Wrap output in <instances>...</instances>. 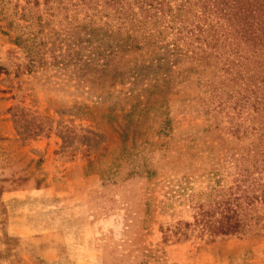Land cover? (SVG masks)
Returning a JSON list of instances; mask_svg holds the SVG:
<instances>
[{
    "label": "rangeland",
    "instance_id": "rangeland-1",
    "mask_svg": "<svg viewBox=\"0 0 264 264\" xmlns=\"http://www.w3.org/2000/svg\"><path fill=\"white\" fill-rule=\"evenodd\" d=\"M110 2L0 0V264H264V204L243 234L175 235L264 143L168 24Z\"/></svg>",
    "mask_w": 264,
    "mask_h": 264
},
{
    "label": "trees",
    "instance_id": "trees-1",
    "mask_svg": "<svg viewBox=\"0 0 264 264\" xmlns=\"http://www.w3.org/2000/svg\"><path fill=\"white\" fill-rule=\"evenodd\" d=\"M172 2L178 3L173 6ZM110 3L121 11L118 13L123 23L168 24L175 31L173 53L197 64L205 75L216 76V89L229 87L228 99L220 100L218 109H230L238 115L245 111V137L255 134L264 143V0ZM258 118L262 120L259 124ZM231 130L236 135L240 132L236 126ZM255 143L253 140L249 144L245 157L256 159L245 165V172L240 173L233 186L210 189L202 199L188 196L193 221L182 224L184 229L178 227L175 235L187 236L191 229L197 237L213 241L248 230L255 206L264 204V147L258 152L261 147Z\"/></svg>",
    "mask_w": 264,
    "mask_h": 264
}]
</instances>
